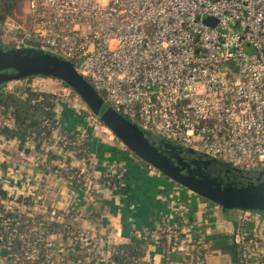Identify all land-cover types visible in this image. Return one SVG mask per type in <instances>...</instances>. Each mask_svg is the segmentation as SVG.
Wrapping results in <instances>:
<instances>
[{"label":"built area","instance_id":"2783aa9c","mask_svg":"<svg viewBox=\"0 0 264 264\" xmlns=\"http://www.w3.org/2000/svg\"><path fill=\"white\" fill-rule=\"evenodd\" d=\"M26 4L27 20L3 17L0 38L18 30L16 46L61 54L109 105L170 142L224 157L239 167H264V0H26ZM18 80L4 82L3 88L22 92L27 85L18 88ZM70 89L64 85L56 98ZM42 122L49 124L47 118ZM53 132L57 134L49 147L60 138L57 127ZM82 140L81 135L76 143ZM5 141L0 134V150ZM25 144L33 149L35 139L28 135ZM74 149L62 150L72 155ZM45 159L43 153L40 162L45 164ZM59 165L65 168L68 162ZM87 176L81 175L83 184ZM10 224V218L0 214V239L21 241V261L10 264L35 258L40 238L34 222L22 230L10 229ZM178 229L165 226L164 264L171 263L168 257L174 250L192 251V243L188 247L182 243L186 239L177 240ZM78 237L84 245L89 243L85 236ZM100 240L110 252L106 264L112 242L108 237ZM236 242L240 263L253 264L250 249L257 243L255 235L239 230ZM97 243L85 250L94 254ZM201 261L196 255L192 262Z\"/></svg>","mask_w":264,"mask_h":264},{"label":"crops","instance_id":"0c3cea01","mask_svg":"<svg viewBox=\"0 0 264 264\" xmlns=\"http://www.w3.org/2000/svg\"><path fill=\"white\" fill-rule=\"evenodd\" d=\"M76 102L75 99L70 104L59 96L54 110L58 129L82 128L92 134L85 184L74 186L65 177L43 167L39 164L43 153L31 148L25 151L15 140L6 139L0 150V187L13 199L18 195L28 196L31 202L28 214L39 213L46 221L68 223L87 239L97 241L100 254L96 260L90 258L89 264H104L110 252L107 243L100 239L106 237L110 242L145 243V259L150 264H164L163 248L157 240L161 226L167 224L180 228L184 233L181 239H186L182 243L186 246L190 247L195 240L202 242L206 248L204 264H234L238 249L236 232L254 234L257 243L251 247L250 256L253 264H264V212L230 209L225 213L220 205L146 165L121 141L104 134L93 124L92 117L82 112V104L76 105ZM51 148L68 155L71 165L85 169L82 158L65 154L55 144ZM62 160L52 162L59 164ZM105 170L119 173L118 186L96 180ZM13 201L4 198L3 203L26 209L22 208L23 203ZM183 219L188 221L184 226L180 223ZM42 231L40 227L39 232ZM42 241V257L25 260L23 264L72 262L76 253L69 246L70 238L64 240L61 231L46 232ZM185 254V251L174 250V261L170 264H194L183 260ZM12 260L10 255L0 251V264H10Z\"/></svg>","mask_w":264,"mask_h":264},{"label":"water","instance_id":"95a60500","mask_svg":"<svg viewBox=\"0 0 264 264\" xmlns=\"http://www.w3.org/2000/svg\"><path fill=\"white\" fill-rule=\"evenodd\" d=\"M29 75L51 76L66 83L133 154L180 185L221 207L264 210V167H239L166 141L109 105L61 54L30 45H0V83Z\"/></svg>","mask_w":264,"mask_h":264},{"label":"trees","instance_id":"16d2710c","mask_svg":"<svg viewBox=\"0 0 264 264\" xmlns=\"http://www.w3.org/2000/svg\"><path fill=\"white\" fill-rule=\"evenodd\" d=\"M14 5V0H0V21L8 13L11 12V9ZM3 16V17H1ZM1 45V44H0ZM4 82L0 83V134L4 135L8 140H15L18 143V147L29 151V147L25 144L26 137L31 135L35 139V144L33 149L36 152L46 154V163H39L43 167H46L61 176L67 178L68 181H71L74 186H79L83 183V179H80L83 173L88 172L89 161H90V152H91V138L92 134L89 133L86 129L77 128L73 130H67L65 128H59L60 138L56 141L57 147L59 145L62 149L66 148H75L74 155L77 158H83L85 161V169L81 170L80 167L71 165L68 161V155H62L60 152L49 147L51 142H53L55 135L57 133L53 132V129L57 127L55 110L56 105V93L51 90L32 88L31 86L24 87L22 92L17 93L14 90H7L3 88ZM71 90V89H70ZM34 99V100H33ZM90 112V111H88ZM84 113V112H83ZM91 113V112H90ZM86 115V113H84ZM12 119L11 124L8 123L9 119ZM47 118L49 124L43 123V119ZM83 137L81 142L76 143V140L79 136ZM66 143H64V141ZM74 146L71 147L73 145ZM139 158V157H138ZM64 159L68 162V165L60 167L58 163H53V160ZM140 159V158H139ZM143 163L148 165L146 161L140 159ZM48 165V167H47ZM78 173V174H77ZM70 174V175H69ZM168 177V176H166ZM119 173L115 171L105 170L101 172L98 179L99 182H104L109 185H119ZM0 197L7 198L8 200H14L15 203L28 204L31 203L28 196L18 195L14 199L6 195L5 190L0 187ZM13 201V202H14ZM7 205V204H6ZM28 209H19L18 205L9 207L5 206V203L0 202V214L7 215L10 220V229L16 227L17 230H22L26 225L34 222L35 225V234L40 238V250L37 256L33 259L38 260L42 256L43 251V241L42 236L46 232L61 231L63 234L64 240L70 238L69 246L73 248L74 253L72 257V262L70 264H88V258H91L93 253L85 250L87 245L92 246L95 240L88 239V244L84 245L79 235L84 236L83 233L79 232L75 227L71 226L68 223L50 222L45 221L39 213H34L32 216L27 213ZM264 212V210H262ZM95 213V212H94ZM92 212V216H94ZM15 220L18 223L15 225ZM40 227L43 228L42 232ZM165 226H161L159 230L158 243L163 244L165 240ZM1 230V227H0ZM78 235V236H77ZM177 240L181 239L184 233L177 230ZM101 236V235H100ZM104 237V236H102ZM193 248L191 253H186L183 260L195 261V256L199 255L202 258V261L198 264H204L203 256L206 248L203 247L201 241H192ZM0 244L3 246L1 251L11 256V259L21 261L22 249L21 241L14 237L10 242L7 241V238L0 239ZM112 252L108 258L106 264H150V262L145 259V243L140 241L131 240L126 243L121 242H112L111 243ZM173 252L169 254L170 262L174 261ZM182 259V258H181ZM30 260V259H26ZM234 264L240 263L239 250L236 249L234 258Z\"/></svg>","mask_w":264,"mask_h":264},{"label":"rangeland","instance_id":"374dc122","mask_svg":"<svg viewBox=\"0 0 264 264\" xmlns=\"http://www.w3.org/2000/svg\"><path fill=\"white\" fill-rule=\"evenodd\" d=\"M28 14L29 13H28V8H27L26 0H14V5H13V7L11 9V12L8 13L6 16L13 17L15 19H18V21H22V20L23 21H26ZM8 17H7V19H8ZM25 23H27V22H25ZM3 24H4V21L2 19V21H0V35L2 33L1 27H2ZM17 31L18 30H13V31L9 32L4 38H0V44L1 45H4V46H13V45L16 46V42H14V37L16 36ZM246 49L247 50H250L251 47L250 46H247ZM26 83H29V84H31L33 86H37V87H39V89H41L42 87H45V90H48L50 88L51 91H54L55 93L57 91L60 92L61 91L60 89L64 85H67L66 83H64L63 81H61L58 78L51 77V76H45V75H29V76L20 77L19 80L16 82V85L17 86H19V85L22 86V85H25ZM27 86H29V85H27ZM63 98L66 99V100H68L70 102V104L76 99L77 100L76 105L77 104L79 105V103H81L82 106H83V108H80V109L82 110V112L86 113V115L89 116V114H90L91 111L89 110V108L85 104V102L82 100V98L74 90H72V89L71 90H68L66 92V95L63 96ZM88 111H90V112H88ZM91 119H92V122H94L93 124H95L97 127H99L104 134L109 135L113 139L119 140L112 133V131L107 126H105L104 124H102V122H100V120L95 115ZM135 123L136 124H141V121L139 119H136L135 120ZM220 159L226 161L224 157H222ZM148 165L151 166L152 168L156 169L154 166L150 165L149 163H148ZM163 175H165V174H163ZM222 209H224V211L226 213L230 209H238V208H226V207H222ZM252 211H262V210L261 209H254ZM99 254L100 253L98 252V250H95V253L91 257L92 258L95 257V259H97V257L99 256ZM87 260L91 261L90 258H88ZM89 263L90 262H88V264Z\"/></svg>","mask_w":264,"mask_h":264},{"label":"flooded vegetation","instance_id":"af4514ba","mask_svg":"<svg viewBox=\"0 0 264 264\" xmlns=\"http://www.w3.org/2000/svg\"><path fill=\"white\" fill-rule=\"evenodd\" d=\"M161 137V136H160ZM163 138V137H162ZM166 141H168L167 139H165Z\"/></svg>","mask_w":264,"mask_h":264}]
</instances>
